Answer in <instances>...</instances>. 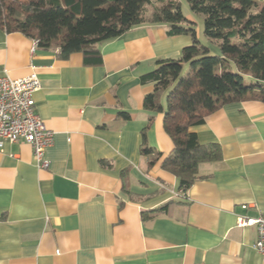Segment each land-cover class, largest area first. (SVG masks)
Returning a JSON list of instances; mask_svg holds the SVG:
<instances>
[{"label": "crops", "instance_id": "crops-1", "mask_svg": "<svg viewBox=\"0 0 264 264\" xmlns=\"http://www.w3.org/2000/svg\"><path fill=\"white\" fill-rule=\"evenodd\" d=\"M191 41L144 23L103 42L101 64L86 65L56 46L31 53V38L0 27V76L36 71V112L54 132L47 168L26 142L0 149V264H264L255 227L237 224L264 214L263 102L225 104L193 127L221 158L200 163L185 193L161 167L173 143L163 112L143 106L154 86L140 76ZM143 128L161 154L152 165L139 151Z\"/></svg>", "mask_w": 264, "mask_h": 264}, {"label": "trees", "instance_id": "trees-1", "mask_svg": "<svg viewBox=\"0 0 264 264\" xmlns=\"http://www.w3.org/2000/svg\"><path fill=\"white\" fill-rule=\"evenodd\" d=\"M186 2L192 13L203 15V33L219 42L220 55L209 54L200 44L194 20L184 16L177 0H0L4 31L35 39L37 47L56 46L61 58L79 52L86 65L101 64L103 42L144 23H162L168 35L191 37L178 58L159 59L153 70L140 76L141 83L154 86L143 106L163 112L164 130L173 143L161 167L176 177L181 193L198 179L200 163L221 158L219 144L200 143L193 127L225 104L245 99L264 103V0ZM230 61L236 72L228 69ZM244 75L254 81L246 83ZM141 136L140 154L152 165L161 154L146 144L145 128Z\"/></svg>", "mask_w": 264, "mask_h": 264}, {"label": "built area", "instance_id": "built-area-1", "mask_svg": "<svg viewBox=\"0 0 264 264\" xmlns=\"http://www.w3.org/2000/svg\"><path fill=\"white\" fill-rule=\"evenodd\" d=\"M37 46V40L32 39L30 52H34ZM39 89L40 80L34 69L19 78H11L6 74L0 76V149L5 142H26L32 147L36 166L47 168L49 162L45 157V149L52 144L54 132L46 127L36 112L34 94ZM237 224L255 227L253 248L264 255V214L238 216Z\"/></svg>", "mask_w": 264, "mask_h": 264}, {"label": "rangeland", "instance_id": "rangeland-1", "mask_svg": "<svg viewBox=\"0 0 264 264\" xmlns=\"http://www.w3.org/2000/svg\"><path fill=\"white\" fill-rule=\"evenodd\" d=\"M180 3V8L184 16H186L188 19L194 20V29L196 30L197 39L199 40L200 44L208 48V53L211 55H220V48H219V42L216 40H209L205 37L203 30H204V24H203V15L202 14H195L192 13V11L189 9L188 3L186 0H177ZM153 5H148L146 7L147 14L150 13L152 10ZM188 66L185 64L184 66V72H186ZM228 69L231 71L236 72L235 65L232 61L229 62ZM244 80L246 83L253 82L254 79L250 76L244 75Z\"/></svg>", "mask_w": 264, "mask_h": 264}]
</instances>
